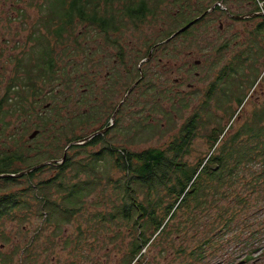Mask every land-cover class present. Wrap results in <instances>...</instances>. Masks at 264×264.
Wrapping results in <instances>:
<instances>
[{"label": "rangeland", "instance_id": "obj_1", "mask_svg": "<svg viewBox=\"0 0 264 264\" xmlns=\"http://www.w3.org/2000/svg\"><path fill=\"white\" fill-rule=\"evenodd\" d=\"M254 2L258 4L259 0H188L185 3L167 1L163 5V12L157 18L148 19L140 28L129 27L122 38H124L125 43L130 45V49L139 48L140 54L142 52L147 54L149 49L143 44V41L146 43L148 39L161 40L164 37L163 33L166 37V34L173 27L178 24L184 25L195 17L202 8L220 6L223 12L226 8L236 13L238 9H241V12L239 11L237 14H244L247 10L257 7ZM11 3H14V5L10 10V2L5 5L3 0H0V66L6 63L13 65V57L21 56L23 57L22 62L17 65L19 73H21L19 67H28L30 73H34L36 68L34 64L40 52L37 49L34 50L36 42L32 39L35 31L33 26L42 18L46 5H49L50 0H12ZM182 3L189 5L188 12L192 11V14L185 13L186 10L182 9ZM263 5L264 0L259 4L261 10L258 11V15L247 21L229 20L222 11L211 13L207 18H203V21L201 19L187 33H181L178 39L168 44L167 48L160 47L156 51L157 56L161 55L168 62L166 54L171 51L174 52L173 48L176 45L177 61L185 70L190 69L195 60H206L203 65L194 66V68L195 71L204 75L202 78L208 75L207 79L213 84L218 83V75L214 74L215 71H221L224 68L229 71L227 75H224L219 86L214 88L206 98L205 108L198 112L199 117L196 120L200 129L197 131L196 138L193 139L190 153L184 158L190 165H196L210 150L211 131L214 129L222 131L232 125L229 130H226L227 137L235 133L239 125H242L250 115L254 117L258 108L264 105V30L259 29V25L264 20ZM22 9L24 11L21 15ZM179 12L184 13L181 18L178 16ZM23 17H26L25 21H23ZM222 22L223 31H221ZM84 29H86L84 25L78 26L76 34H80ZM42 31L45 32V29H42ZM94 32L95 30L91 29L90 37L87 40L83 39L86 45V53L91 52V38ZM63 49L64 46L57 48V53L60 52L61 54L58 68L67 69L72 73L73 62L84 64L86 68L74 73L73 77L84 78L82 75L88 74L85 82H82V85H75L72 91L67 90L64 83L56 82L52 85L47 83L43 87L41 95L36 98L32 97L26 103L25 109L17 107L13 101H10L12 106L6 105L5 95L8 93L7 84L11 80L9 70L12 67H0V106L6 105L4 109H10L13 112L5 117L3 122L8 124V128L5 130L4 127L0 130L4 133V135L0 134V156L10 151H17L18 143H25L32 147L42 146L41 148L46 156H54L57 160L54 166L37 174L36 183L56 177L60 173L62 177H67L66 182L78 180V178H73L77 172H81L80 177L85 178V167L83 166L95 165L98 160L95 154L110 147L108 142H101L93 146L84 145L89 141H85L86 137L102 128L100 125L104 123L103 120L79 126L74 132L68 133V136H66L67 121L73 114L78 116L75 118V122H79L80 115L85 110L90 109V92L83 93L86 85L90 88V60L86 61L85 53L74 55L71 59H68L64 57ZM63 70L58 71V77L62 79L64 77ZM192 73L193 80L189 81L200 86L201 82L199 81L202 78H197L194 70ZM32 78L35 79V76L33 75ZM51 86L55 90L54 94L50 95L49 88ZM182 89L186 90L187 85H184ZM61 92H64V94H60ZM66 93L71 95V99L70 95L66 97ZM189 94L188 98L191 99V102L197 103L201 90H194L192 94L191 92ZM202 97L201 95V101ZM80 101H84V103L80 104ZM191 102L189 101L188 105L184 107L179 106V104L175 105L177 107L176 125L167 123L164 126L159 124L153 128L146 126L140 120L132 123L125 121L130 115L123 117L120 114L118 116L119 123L116 126L111 125L109 138L107 137L117 153L113 149L108 154L107 151H104L107 155L105 157L109 161L100 165V171L112 176L114 181L124 178V171L117 167L118 164L115 166V161L119 158L118 149L126 148L137 152L147 148L165 149L191 118L192 109L188 108ZM165 106L169 109V103ZM109 120L111 119L109 118ZM112 121L114 122V118ZM36 123L40 124L41 127H34ZM36 130H39V133L34 138H30V135ZM74 136L83 137L84 140L77 143L78 147H70L67 150L66 158H70L73 167L66 172L61 171L59 167L66 158L65 160L60 158L64 157L70 144L69 139ZM15 166L16 164H13L12 168H15ZM78 168L83 169L79 171ZM3 186L0 185V194L5 191L28 188L30 184H10L4 190L1 189ZM60 186L56 184L54 188H47L46 193L51 200L42 209L44 215L40 212L42 208L40 201L32 199V206L29 209L16 211L13 215L4 217V226L0 228V246L4 244L8 247L13 246L17 240L27 239L29 242L33 241V243H30L32 253L37 252V256H39L41 253L38 250L41 251L48 246L52 248V251L48 254L49 259L57 255L60 259H65V264H127V256L132 240L128 228L122 225L121 230H119V226L104 222L101 215L113 212L114 203L119 202V190L116 188L115 183L104 179L97 190L85 199L81 210L82 202L80 198L77 196L73 202L68 196L72 185L64 183ZM142 197L143 195H140V198ZM52 199H55V201ZM225 203L222 199L220 203L223 206L222 209H224ZM250 203L251 207L239 212L235 225L252 223L255 229L259 230L258 237L260 241H257L255 246L246 244V241L250 238V231L249 228L241 224L233 231L228 232L222 242L221 249L216 252V255L211 257L207 254L202 261H199V259L192 261L193 258L188 255V252L192 251L196 246V242L209 234L208 229L211 227V222L215 226L220 225L217 209L214 207L216 204L209 207V213L205 211L206 213L202 212L200 216L201 220L208 222L209 227L204 223L201 226H190L186 237L183 233L172 235V238L176 239L175 244L168 238L169 242L164 243L163 246L159 243L149 246L148 250H143L141 263L264 264V188L252 195ZM45 215H48V219H45ZM180 219L178 218L176 221ZM260 222L262 225H260ZM1 231L10 234L11 237L7 242L1 236ZM235 235L240 237V241L234 240ZM22 245L25 246L26 244L23 243ZM181 246H186L187 256L178 250ZM254 248H256V251H254L252 259L248 261L247 256ZM18 260L19 257H17L16 262Z\"/></svg>", "mask_w": 264, "mask_h": 264}, {"label": "trees", "instance_id": "obj_2", "mask_svg": "<svg viewBox=\"0 0 264 264\" xmlns=\"http://www.w3.org/2000/svg\"><path fill=\"white\" fill-rule=\"evenodd\" d=\"M167 1L171 2V0H50L51 4L46 5L42 18L33 26L35 31L32 39L36 42L34 50L37 49L40 52L34 64L37 69H40L39 78L37 76L35 79L25 78L19 75L20 71L17 72L7 88L6 105L12 106L10 101H13L17 107L24 108L32 97L36 98L41 95L43 88H39L40 83H45V85L47 83L52 85L56 82L64 83L69 91H72L75 85H82L88 74L82 75L84 78H76L73 75L86 66L73 62L72 73L67 69L58 68L61 56L60 52L57 53L58 47L64 46L63 55L68 59L85 53L86 61H89L90 53H86L83 39L87 40L90 37L91 29L100 31L102 36L108 40L107 42L112 43L113 46H120L118 36L123 37L129 27L140 28L148 19L157 18L163 12V5ZM186 1L188 0H172V3H185ZM261 1L263 0L256 3L257 7L254 11L261 10L259 6ZM183 3L182 9L186 10L185 13L192 14V11L188 12L189 5ZM211 7L202 8L184 25L178 24L179 26L173 27L166 37L163 33L164 37L160 41L170 38L181 28L196 20L181 32L187 33L193 24L200 21L196 18ZM217 8L222 10L220 6ZM262 10L264 11V5ZM183 14H178L179 18ZM81 25H84L86 29L77 35L76 29ZM42 29H45V32ZM259 29L264 30V20L259 25ZM180 34L176 37L179 38ZM156 41L148 39L145 45L150 50ZM61 70L64 71L63 79L58 77V71ZM49 89V94H54L53 86ZM85 90L89 91L90 88L86 85ZM68 95L70 94L66 93V97ZM6 105L0 106V123L2 124L0 130L4 127L5 130L8 128V124L3 122L5 117L13 113L10 109H4ZM77 117L73 114L67 121L66 136L74 132L77 127L90 123V114L81 115L80 121L75 122ZM198 117V115L193 116L165 149L147 148L139 152L126 148L118 149L119 158L116 159L115 166L118 164L117 167L125 174L124 178L116 181L99 169L101 164L109 161L104 151H107V154L112 152L111 149L116 152L111 142H109L110 147L95 154L98 158L95 165L83 166L85 167V178L80 177L81 172H77L73 178H78V180L66 182L67 177H62L60 173L56 177L37 183L35 182L37 174L54 166L57 160L54 156H46L42 146L32 147L29 144L18 143L17 151H10L0 156V175L15 174V176L0 178V185H4L1 189L8 188L10 184L28 183L30 186L0 194V228L4 226V217L13 215L16 211L29 209L32 206V199L40 201L42 206L40 212L44 215L42 209L51 200L46 190L54 188L56 184L58 186L64 183L72 185L68 196L73 202L77 196L80 198L81 210L85 199L97 190L104 179H107L115 183L119 190V202L114 203L113 212L101 214L102 220L119 226V230L122 225L128 228L132 240L127 264H142L143 250H148L151 245L159 243L163 246L164 243L169 242L168 238L175 244L176 239L172 238L174 233H183L186 237L190 226H201L202 223L208 226L207 221L200 219L201 213L205 211L209 213V207L217 204L214 207L217 209L220 225L215 226L211 222V227L208 229L209 234L196 242V246L188 252V255L193 258L192 261L196 259L202 261L207 254L211 257L216 255L228 232L243 224L235 225L239 212L251 207L252 195L264 188V105L258 108L254 117L250 115L242 125H239L235 133L227 137L226 130H229L232 125L222 131L216 129L211 131L210 150L196 165H190L184 158L190 153L193 139L196 138L197 131L200 129L196 120ZM34 127L41 126L36 123ZM0 134L4 135L1 131ZM80 140L84 138L74 136L69 139V143H73L71 147L76 148ZM103 140L102 136H95L84 145L93 146L104 142ZM63 158L62 156L60 159ZM54 160L56 162L18 176L25 170ZM13 164H16L15 168H12ZM72 167L73 163L68 157L62 161L59 168L66 172ZM81 169L78 168L79 171ZM140 195L143 197L140 198ZM222 199L226 202L224 209L220 205ZM52 200L55 201V199ZM178 218L181 219L176 221ZM243 225L250 231V238L246 244L255 246L257 241H260L259 230L255 229L252 223ZM260 225H262L261 222ZM1 236L5 242L9 240L5 231H1ZM234 240L240 241V237L235 235ZM178 250L187 256L186 246H181ZM254 251L256 248L247 256L248 261L252 259Z\"/></svg>", "mask_w": 264, "mask_h": 264}, {"label": "flooded vegetation", "instance_id": "obj_3", "mask_svg": "<svg viewBox=\"0 0 264 264\" xmlns=\"http://www.w3.org/2000/svg\"><path fill=\"white\" fill-rule=\"evenodd\" d=\"M11 1L12 0H3L5 5L10 2V10L14 5ZM254 5H256V2H254ZM255 9L256 8L247 10L245 13L243 12L244 14H237L239 11L241 12V9H238L236 13L226 8L225 12H223L219 10L217 6H214L206 10L196 19H202L203 21V18H207L209 14L222 11L229 20L247 21L248 19H253L255 15H258V11H254ZM23 11L22 9L21 15ZM25 19L26 17H23V21H25ZM194 21L192 22L194 23ZM195 24H193V26ZM223 30L224 26L222 22L221 31ZM173 36L174 35L163 41L155 39L157 42L153 44L149 52L147 54L145 52L140 54L139 48L130 49V45L125 43L124 38L121 36H118L120 39V46L116 47L113 46L112 43L107 42L108 40L102 36L100 31L97 29L95 30L91 38L92 44L90 52V109L88 111L85 110L84 113L81 114H90V122L104 121V123L100 125L102 128L97 129V131L93 133H98L95 136L100 135L103 137L104 142L109 143L107 137L109 138L108 134H110V127L112 124V126H116L117 123H119L118 116L120 114H122L123 117H128L130 115L125 121H130L132 123L133 121L140 120L149 127L159 124L165 126L167 123L176 125L177 107L175 105L179 104V106L182 107L187 106L188 102H191V99L188 98V96H190L189 93L191 92L192 94L194 90H201V95L203 97L202 101L200 100V95L197 103L191 102L189 104L188 108L192 109L191 118L198 115V112L205 108L204 106L207 104L206 98L214 88L219 86L220 82L223 81L224 75H227L229 71L227 68L221 71H215L214 74L218 75V83L213 84V82L207 79L208 75L202 78L204 75L195 71L196 69L194 68V66L198 67L203 65L206 60H195L194 65L191 66L190 69L187 68L185 70L177 61L176 45L173 48L174 52L171 51L169 54H166L168 62L167 59H164L161 55L157 56L156 51L160 49V47L167 48L166 45L169 44L172 39L173 41L178 39L176 36ZM143 44L145 45V41H143ZM22 59L23 57L21 56L13 57V65L6 63L0 67L8 68V66H11L12 68L9 71L11 72L10 78L12 79L16 76L17 72H19L17 70V65L21 64ZM19 69L22 73H19V75H23L25 78H32L33 75L39 78L40 69L35 68L34 73H30L27 67H19ZM193 70L197 78H202L199 81L201 82L200 86L189 81L193 80ZM10 84L11 83H8L7 87L10 86ZM184 85H187L186 90L182 89ZM44 86L45 83H40L39 88H43ZM84 92H87V90L83 91V93ZM119 98L120 100H118ZM82 102L83 101H80V104H82ZM167 103H169V109L165 106ZM133 115H135V117H133ZM109 118L111 120H109ZM113 118L114 122L112 121ZM162 121L164 122L162 123ZM45 219H48V215H45ZM5 235L11 237L8 232H5ZM23 243L26 245L23 246ZM30 243H33V241L29 242L27 239H23L17 240L13 246L8 247L5 244L0 246V264H65V259H60L57 255L49 259L48 254L52 251V248L48 246L44 247L41 251L38 250L41 254L37 256V252L35 254L31 252L32 248H30ZM17 257H19L18 262H16Z\"/></svg>", "mask_w": 264, "mask_h": 264}, {"label": "water", "instance_id": "obj_4", "mask_svg": "<svg viewBox=\"0 0 264 264\" xmlns=\"http://www.w3.org/2000/svg\"><path fill=\"white\" fill-rule=\"evenodd\" d=\"M192 23H193V22H191V23L188 24L187 26L181 28L178 32H176V33L174 34L173 37L177 36V35L180 34L182 31L186 30L188 27H190V26L192 25ZM38 133H39L38 131H34V132L30 135V138H34ZM96 134H98V133H95V134H92V135L86 137V138H85V141L90 140V139L93 138ZM71 145H73V143H71V144L67 147V149H66V151H65V155H64V158H63L64 160H65L66 155H67V150L71 147ZM54 162H56V161L54 160V161H47V162H44V163H42V164H40V165H37V166H35V167H33V168L29 169V170H25V171H23L22 173L18 174V176H22V175H24V174H27V173L31 172L32 170H34V169H36V168H39V167H42V166H45V165H48V164H51V163H54ZM9 176H15V174H1V175H0V178H5V177H9Z\"/></svg>", "mask_w": 264, "mask_h": 264}]
</instances>
